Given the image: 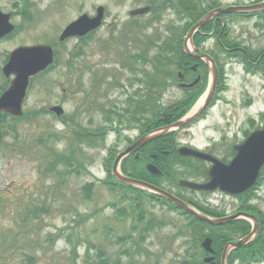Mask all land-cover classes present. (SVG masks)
Listing matches in <instances>:
<instances>
[{
  "label": "rangeland",
  "instance_id": "obj_1",
  "mask_svg": "<svg viewBox=\"0 0 264 264\" xmlns=\"http://www.w3.org/2000/svg\"><path fill=\"white\" fill-rule=\"evenodd\" d=\"M31 1L35 5L32 3L28 14H34V19L26 20V14L22 12L24 1L0 0L3 9L14 13V20L20 27L13 39L0 42V86L4 84L3 78L7 81L1 71L6 56L20 45L51 44L58 51L59 61L56 60L55 67L33 82L24 106L26 111L46 108L47 112L21 122L8 120L9 135L0 143V264H29L30 259L33 264H184L186 260L193 261L191 255L195 251L191 250V246L195 235L186 217L169 206L151 202L143 194L138 197L136 192H131V199L123 198L128 190L118 188L121 192L113 193L103 183L108 177L105 165H109L111 158L116 157L138 133L136 130L121 131L122 127L127 126L118 123L112 112H118L124 104H128L129 98L139 90L148 89L145 80L133 83L132 79H147L152 74L162 79L168 73L170 66L164 61L173 57L175 34L180 32L181 40L186 35V20L180 22L178 11L170 7V2L176 4L179 0H153V3L160 4L158 8L136 20L128 19L130 16L127 15L128 10L134 7L135 0H125L122 4L103 0L109 10L108 24L85 43H77V40L59 43L58 37L63 28L80 13L93 10V2L99 4L97 1ZM149 1L152 0L141 2L145 6ZM256 1L218 0L223 6ZM211 3L214 5L215 1ZM136 21V24H132ZM113 22L117 25L111 27ZM226 24L223 32L227 31L228 35L227 32L221 35L222 42L264 65V18L229 19ZM213 27L212 24L210 29ZM219 31H205L199 38L204 44L202 52L213 54L220 68L217 84L220 96L206 120L194 125L189 132L181 131L180 135L186 142L204 149L212 144V150L219 157H226L233 144L243 141L250 131L264 127V66L252 68L257 73L248 72L241 60L235 59V54H228L227 47L220 45ZM72 50L83 53L82 57L73 61L76 65L73 70L69 65ZM139 56L143 62H139ZM123 62L136 63L139 69L145 65L147 71L133 73L122 70ZM199 71L203 76L201 86L205 91L211 82L209 68L204 67ZM96 73L100 77L94 85ZM117 80L123 86L112 85ZM162 88L165 93L161 102H167V106L184 100L185 96L178 87L167 84ZM192 94L194 96V92ZM204 95L192 108L193 112L205 104ZM142 99H133L136 102L132 106L142 107ZM52 105L64 107L63 118H57L55 113L50 112ZM105 106L109 122L104 117L105 109L102 107ZM183 116L181 113L177 118ZM127 117L130 120L148 119L145 113L141 116L127 114ZM127 125L134 126V123ZM82 126L85 130L107 126L116 131L106 135L105 146L99 141L97 147L91 149L86 144L79 146L78 142L81 141L75 136ZM50 132L55 138L48 139ZM72 147L70 153H64ZM51 152H60L76 159L84 157V169L65 175L64 180L57 172L46 175L44 164L49 163ZM59 170L66 171L62 165ZM180 170L184 172L186 169ZM177 173L179 175V171ZM201 175L193 174L197 177ZM89 181L96 183L92 202H86L82 196L84 184ZM174 183L175 180L165 183L167 189L199 204H211L212 209L217 208L214 210L222 214L224 210L233 212L241 205L240 201L230 198L219 201V195H204L184 188H180V191L176 184L173 186ZM260 188L254 204L263 212L257 210L256 214L263 224L264 238V183ZM29 203L34 206L28 207ZM36 206H47L50 213L40 211L39 220L23 225L25 214L32 215ZM118 207L127 215H117ZM139 209L145 220L143 232L138 227L132 240L120 244L118 236H128L136 228L135 223H139ZM147 220H155V225L145 230ZM223 228L214 229L216 235L235 237L236 233L232 232L231 227L228 231ZM206 231L209 236L215 233L211 228L204 230V234ZM84 241L92 246L90 253H86L87 244ZM137 242L140 243L139 254L127 252L126 248H131ZM199 248L201 251L202 248ZM100 249L104 252L101 257ZM235 257L234 252L231 258ZM240 262L231 259L230 264Z\"/></svg>",
  "mask_w": 264,
  "mask_h": 264
},
{
  "label": "water",
  "instance_id": "obj_2",
  "mask_svg": "<svg viewBox=\"0 0 264 264\" xmlns=\"http://www.w3.org/2000/svg\"><path fill=\"white\" fill-rule=\"evenodd\" d=\"M264 8V3L257 6L250 7H229L226 9H216L208 13L194 28L191 30L189 37H191L196 31H198L205 23L211 20L215 15L228 12H241V11H254ZM149 8L140 9L134 13H144ZM102 19V12L100 9L99 15L95 18H90L87 15L80 17L77 21L71 23L63 32L61 39L74 35H85L89 31L96 29ZM13 29V26L9 23V15H5L0 11V37H3ZM54 61V51L51 46L48 45H34V46H22L11 53L10 60L4 68V72L7 76L15 74V79L12 80L10 88L0 98V139L2 137L1 131V115L2 111H7L13 115H21L22 103L25 99L27 89L30 83V78L40 71L46 69ZM59 113L62 111L61 107H55ZM192 119L180 122V124L188 123ZM155 136H146L142 138L137 144L131 147L128 151H131L145 142H148L155 138ZM235 149L238 150V154L230 164L214 158L210 154L202 153L193 149L183 148L181 149L184 155H194L200 158L210 160L214 163L210 170L211 180L205 184L194 183L191 181L183 180L181 184L193 189H205V190H221L231 193L239 194L249 189L255 182L260 174L261 168L264 165V129L258 130L251 134V136L240 145H237ZM126 153L120 155L119 159ZM118 161L116 162L114 176L125 183L142 185L149 189L156 191L162 197L174 202L179 207L185 209L187 212L195 215L201 220L208 221L214 225H219L224 222L234 219L236 216L227 218H211L207 215L197 211L189 203L182 199L172 195L171 193L164 191L156 186L148 183L138 181L127 176H124L117 170ZM149 169L155 174H160L158 168L154 165H149ZM247 215V214H245ZM252 217V216H251ZM255 218V217H253ZM257 229V228H256ZM240 241L234 246H240L249 241ZM211 240H207L204 246L210 249Z\"/></svg>",
  "mask_w": 264,
  "mask_h": 264
},
{
  "label": "trees",
  "instance_id": "obj_3",
  "mask_svg": "<svg viewBox=\"0 0 264 264\" xmlns=\"http://www.w3.org/2000/svg\"><path fill=\"white\" fill-rule=\"evenodd\" d=\"M203 2H204V0H180L179 3H178V6L176 5L174 8L175 9L179 8V12L182 13L184 16H185L184 12H186L188 14L189 21H194L198 17H200L202 15V13L204 12L202 7H201L203 5ZM71 54H72L73 58L70 59L69 65L71 66L72 69H74L75 65L73 64V61H75V59H77L80 56H82L83 53L81 52V54H80L78 52L72 51ZM139 59H143V58H141V56H139ZM143 70L145 71V69H143ZM148 78L149 79H145L144 78L143 80H145L147 82V85L150 86L149 92L143 93V95H142V98L148 97V99H143L142 100V102H143L142 103V107L135 108V110H134L135 114L136 113H141L143 115L145 112H147V111L150 112L151 111L150 101H151L152 92H153L152 90H153V88L155 86L154 84H157V83L161 84V79H157L153 75H150V77H148ZM159 86H161V85H159ZM198 93L199 92L195 93L194 96H192L190 98V100H185V101H182V102L178 103V106H176L177 107L176 109H177L179 114H181V112H186L187 111V109L191 106V104L198 97V95H199ZM159 96H161L160 92H159ZM159 111H161V106H160ZM45 112H46L45 109L32 111V112H29L25 116V118H21V119L18 118V119L19 120H24V119H27V118H33L37 114L45 113ZM8 133L9 132L7 131V134ZM92 134L94 135V138H92L91 136H85L87 138L88 142H78L79 146L81 144H83V143H86V144L90 145V144H92V142H95L98 137H100V139L103 138V136H97V130H94ZM77 139H79L81 141V136H78ZM72 150H73V147L71 148L70 151H66L64 153H70ZM74 152L76 153V150ZM49 160L51 162H50V165L47 168L48 171L56 170V168H55L56 165H59V166L62 165L63 167H65L66 171H64V170H60L59 171V174L63 177V180L65 179V177H64L65 175L70 174V173H74L72 171V169H76V168L78 169V168L84 166V164H83L84 159L82 157L79 156V158L76 159L75 157H70L67 154H63V153H60V152H54ZM133 173L135 174L136 177L143 178L142 174H141V171L140 172H138V171L134 172L133 171ZM106 183L108 184V182H106ZM119 185H120L119 187L113 186V184L110 185L111 191L113 193L121 192L120 190H118V188H123V189L128 190L127 192H125L123 194V198H126L128 200L131 199V197H132V195H130L131 192H136V194H137V191H135L136 189H132L131 187L123 185V184H119ZM94 187H95L94 183H88V184L84 185V194L82 196L85 197V199H86L85 201L90 202L93 199ZM139 191L143 192L142 190H139ZM137 195H138V197L141 196V194H137ZM197 206L199 208H203V207H201L199 205H197ZM170 207L173 210H177L173 204H170ZM117 213H119L122 216H126L127 215V212L126 213L123 212L121 207H118ZM211 213L214 214L213 212H211ZM188 217H189V228L193 230V235H195L194 236L195 240L193 242V245L191 246L192 247L191 250L195 251V254L191 255V258L193 259V261H191V260L187 261L186 260L184 262V264H203L201 259H200L201 251H200L199 246L201 245V240L204 237V234H203L204 224L201 221H199L197 219H194L190 215H188ZM137 220H138L139 223H135L136 224V228L134 229V231L129 233L128 236L119 237L118 238V242L119 243H123V242L130 241V240L133 239L134 233H135V231L138 228L137 225L141 226L144 223V221H145L144 220V216L142 214H140L138 216ZM154 225H155V222L153 220L148 221L147 222V227L145 228V230L149 229V226H154ZM210 227H212L211 229L214 230L213 226L210 225ZM239 227H241V224H240ZM142 232H143V230H142ZM139 251H140V243H138V242L135 243L130 249L127 250V252H131L133 255H138ZM251 252L255 253L256 255L264 254V241H262L261 244L253 246ZM29 261H31V259ZM103 263H105L104 257H103ZM130 264H137V263L132 262Z\"/></svg>",
  "mask_w": 264,
  "mask_h": 264
},
{
  "label": "flooded vegetation",
  "instance_id": "obj_4",
  "mask_svg": "<svg viewBox=\"0 0 264 264\" xmlns=\"http://www.w3.org/2000/svg\"><path fill=\"white\" fill-rule=\"evenodd\" d=\"M7 38V37H6Z\"/></svg>",
  "mask_w": 264,
  "mask_h": 264
}]
</instances>
